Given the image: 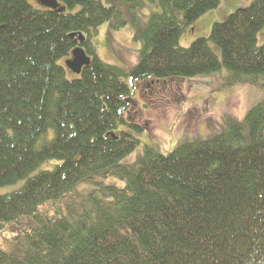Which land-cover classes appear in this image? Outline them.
Masks as SVG:
<instances>
[{"label":"trees","instance_id":"1","mask_svg":"<svg viewBox=\"0 0 264 264\" xmlns=\"http://www.w3.org/2000/svg\"><path fill=\"white\" fill-rule=\"evenodd\" d=\"M58 1L0 0V264H264V0L188 47L221 0ZM105 24L131 27L137 65L88 40L93 63L72 75L70 35ZM222 72L263 97L204 141L166 152L148 110L127 114L139 83Z\"/></svg>","mask_w":264,"mask_h":264},{"label":"rangeland","instance_id":"2","mask_svg":"<svg viewBox=\"0 0 264 264\" xmlns=\"http://www.w3.org/2000/svg\"><path fill=\"white\" fill-rule=\"evenodd\" d=\"M34 1L31 0L32 3ZM252 1L221 0V9L208 13L196 22V25L201 24L199 33L187 30L180 39V46L188 47L197 38H208L209 35L205 33L207 29L211 31L215 22L223 23L237 8L249 6ZM108 26L102 25L98 33L91 37L97 55L108 64L127 71L133 69L138 62L141 44L133 41L130 26L120 31H111ZM225 75L227 73L222 72L195 81H161L154 87H144V90H141L143 85L139 83L137 88L141 92L135 95L136 106L132 115L141 121L144 120V111L148 110L146 118L150 122L151 138L155 145L166 152L171 151L178 142L193 139L204 141L216 134L212 130L219 127L224 117L243 120L248 109L263 97L258 87L225 83Z\"/></svg>","mask_w":264,"mask_h":264},{"label":"water","instance_id":"3","mask_svg":"<svg viewBox=\"0 0 264 264\" xmlns=\"http://www.w3.org/2000/svg\"><path fill=\"white\" fill-rule=\"evenodd\" d=\"M40 3L51 10H55L57 12H65L66 8H60V5L55 0H40ZM71 39H74L76 43H79L72 54L71 59L65 62L66 66L69 70H71L74 74L80 75L83 68L90 67L92 64V59L87 55L86 51L82 48V44L86 41V38L83 34H71ZM154 84V83H153Z\"/></svg>","mask_w":264,"mask_h":264},{"label":"flooded vegetation","instance_id":"4","mask_svg":"<svg viewBox=\"0 0 264 264\" xmlns=\"http://www.w3.org/2000/svg\"><path fill=\"white\" fill-rule=\"evenodd\" d=\"M84 47H85V49H86V51H87V53H88V49H87V46H85V45H84Z\"/></svg>","mask_w":264,"mask_h":264},{"label":"bare ground","instance_id":"5","mask_svg":"<svg viewBox=\"0 0 264 264\" xmlns=\"http://www.w3.org/2000/svg\"><path fill=\"white\" fill-rule=\"evenodd\" d=\"M56 2H58L59 3V1L58 0H55ZM66 11V10H65ZM106 25V24H105ZM108 25V24H107Z\"/></svg>","mask_w":264,"mask_h":264}]
</instances>
